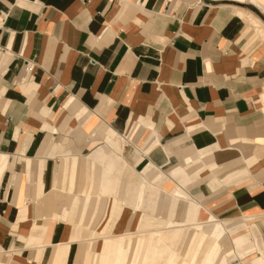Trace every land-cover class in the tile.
I'll list each match as a JSON object with an SVG mask.
<instances>
[{
  "label": "crops",
  "instance_id": "obj_1",
  "mask_svg": "<svg viewBox=\"0 0 264 264\" xmlns=\"http://www.w3.org/2000/svg\"><path fill=\"white\" fill-rule=\"evenodd\" d=\"M249 5L0 0V264H74L77 243L80 264H95L121 235L132 236L125 264H143L156 239L149 264L175 251L189 261L215 227L217 264L248 234L264 253V0ZM121 211L124 231L108 233Z\"/></svg>",
  "mask_w": 264,
  "mask_h": 264
},
{
  "label": "bare ground",
  "instance_id": "obj_2",
  "mask_svg": "<svg viewBox=\"0 0 264 264\" xmlns=\"http://www.w3.org/2000/svg\"><path fill=\"white\" fill-rule=\"evenodd\" d=\"M255 18V17H254ZM251 20V19H250ZM254 20H256V22L255 21H253V22H255V26L257 27V28H260V21L259 22H257V19H254ZM254 26V27H255ZM256 29V28H255ZM261 29V28H260ZM259 30V29H258ZM262 30V29H261ZM150 168V167H149ZM167 173H168V171H167ZM167 173H165V174H167ZM148 175V174H147ZM169 175V174H168ZM147 177V176H146ZM145 177V178H146ZM142 178V177H141ZM143 179V178H142ZM143 181V180H142ZM139 182V181H138ZM140 183V182H139ZM112 184V183H111ZM137 185V184H136ZM151 185V184H150ZM140 186V185H139ZM142 187V186H141ZM153 187H155V186H153ZM136 189V188H135ZM139 190H141L140 188H138ZM182 189V188H181ZM134 190V189H133ZM164 191V190H163ZM118 192V191H117ZM185 192V191H184ZM146 193V192H145ZM167 193V192H166ZM138 194V193H137ZM187 194V193H186ZM162 195V194H161ZM160 195V196H161ZM138 196V195H137ZM136 196V198H140V196L139 197H137ZM159 196V197H160ZM168 196V195H167ZM175 196V195H174ZM109 197H111V196H109ZM115 197V196H114ZM173 197V196H172ZM168 198V197H167ZM178 198H180V197H178ZM177 198V199H178ZM183 198V197H182ZM133 199V198H132ZM184 199V198H183ZM192 199V198H191ZM137 200H139V199H137ZM132 201V200H131ZM195 201V200H194ZM140 202V201H139ZM178 202V201H177ZM133 203H136V201L135 202H133ZM121 204V203H120ZM137 204V203H136ZM138 205V204H137ZM201 205V204H200ZM116 206H117V204H116ZM135 206V205H134ZM134 208H136V207H134ZM133 208V209H134ZM141 208V207H140ZM136 210V209H135ZM133 211V210H132ZM209 215V214H208ZM147 216V215H146ZM249 217V216H248ZM146 218H149V217H146ZM146 218H145V222H146ZM159 218V217H158ZM214 218V217H213ZM255 219V218H254ZM212 220V219H211ZM227 220H229V219H227ZM221 221V220H220ZM223 221V220H222ZM226 221V220H225ZM149 222V221H148ZM229 222V221H228ZM244 223V222H243ZM99 224V223H98ZM211 224V223H210ZM216 224V223H215ZM222 224V223H221ZM225 224V223H224ZM182 225V224H181ZM137 226V225H136ZM178 226V225H177ZM188 225H186V227H187ZM200 226V225H199ZM214 227L215 226H217V225H213ZM220 226V225H219ZM218 226V227H219ZM82 227V226H81ZM170 227V226H169ZM185 227V226H184ZM185 227V228H186ZM80 228V227H79ZM84 228V227H83ZM165 228V227H164ZM164 228H162V229H164ZM166 228H168V227H166ZM165 228V229H166ZM185 228H182L181 227V229L183 230V229H185ZM189 227H187V229H188ZM200 228V227H199ZM210 228V227H209ZM85 229V228H84ZM135 229H137V228H135ZM157 229V228H156ZM155 229V230H156ZM162 229L160 230V231H162ZM169 229V228H168ZM181 229H180V231H181ZM194 229V228H193ZM208 229V228H207ZM211 229H212V226H211ZM158 230V229H157ZM186 230V229H185ZM196 230H198V229H196ZM201 230V229H200ZM206 230V229H205ZM214 230V232H212V234H207V233H205L204 231L202 232H200L199 234H197L195 237H194V239H193V244H196L197 245V248H196V252H194V257L192 258V260H191V258H190V260L189 261H187L186 259H184V258H180V256L178 255V253H176V251L175 252H170L169 254L170 255H168V256H166L165 258H166V261H165V263L166 264H198V262H199V260H201L200 262V264H217L218 263V261H219V256H220V238H221V236H222V234H223V229H221V227L220 228H217V227H215V229H213ZM145 231V230H144ZM146 231H148V230H146ZM150 231V230H149ZM153 231V230H152ZM152 231H150L151 232V234H152ZM164 231V230H163ZM166 231V230H165ZM208 231V230H207ZM78 232H79V230H78ZM91 232V231H90ZM100 232V231H99ZM136 232H138V231H136ZM141 232V231H140ZM182 232V231H181ZM186 232V231H185ZM209 232H211V231H209ZM208 232V233H209ZM77 233V232H76ZM132 233V232H131ZM124 234V233H123ZM150 234V235H151ZM153 234H156L155 232H153ZM245 234V233H244ZM182 235V234H181ZM185 235V234H184ZM195 235V234H194ZM105 236V235H104ZM134 236H136V235H134ZM141 236H143V235H141ZM157 236H159L158 234H156V237ZM183 236V235H182ZM110 237H111V235H110ZM132 237V236H131ZM131 237H130V235H127V236H115V237H112V238H107V239H103L104 240V247H103V242H102V251H101V255H97V258H96V263H95V261H94V263L95 264H125V263H129V262H131V257H127V253H128V251H130V249L132 248V243H131ZM151 237H154V236H151ZM106 238V237H105ZM155 238V237H154ZM184 238V237H183ZM149 239V238H148ZM210 239H212L211 241H210V246H209V248L205 251V254L203 255V257H201V258H198V254H200L201 253V250H200V248H202V246H204V245H207V241H209ZM78 240V239H77ZM76 240V241H77ZM91 240V239H90ZM102 240V241H103ZM136 240H137V238H136ZM151 240H153V239H151ZM191 240V239H190ZM86 241V240H85ZM149 241V240H148ZM192 241V240H191ZM190 241V242H191ZM230 241V240H229ZM78 242V241H77ZM83 242V241H82ZM158 243H159V239H156V240H154V241H151V242H148V244H150V245H148L149 247H147V245H146V249L145 250H148L147 251V254H146V257H143L144 258V263L143 264H149L150 262L152 263L153 262V260L156 258V256L157 255H159V253L157 252V249H156V247H157V245H158ZM178 243H179V241H178ZM66 244V243H65ZM140 245H141V243H140ZM176 245H178L177 244V240H176ZM232 245V244H231ZM87 246V245H86ZM135 247V246H134ZM175 247H177V246H175ZM174 248V247H173ZM178 248H180L179 246H178ZM178 248H174L175 250L176 249H178ZM204 248V247H203ZM135 249V248H134ZM254 250H258V251H260L263 255H264V253L260 250V248L259 247H257V248H253ZM252 249V250H253ZM83 250V249H82ZM81 250V251H82ZM85 250H86V247H85ZM100 250H101V248H100ZM187 250V249H186ZM232 250V249H231ZM188 251V250H187ZM246 251H248V250H246ZM134 252V251H133ZM139 252V251H138ZM145 252V251H144ZM200 252V253H199ZM202 252H203V250H202ZM146 253V252H145ZM230 253V252H229ZM82 253H80V255H81ZM202 254V253H201ZM200 254V256H202ZM231 254V253H230ZM8 255V254H7ZM95 255V254H94ZM138 255V254H137ZM227 255V254H226ZM235 255V254H234ZM96 256V255H95ZM145 256V255H144ZM228 256H229V254H228ZM93 257V256H92ZM162 257H164V256H162ZM223 257V256H222ZM242 257V256H241ZM29 259V258H28ZM93 260H94V257H93ZM198 260V261H197ZM136 261V260H135ZM142 261H141V263H142ZM91 263H93V262H91ZM258 264V263H257ZM262 264H264V262L262 263Z\"/></svg>",
  "mask_w": 264,
  "mask_h": 264
},
{
  "label": "rangeland",
  "instance_id": "obj_3",
  "mask_svg": "<svg viewBox=\"0 0 264 264\" xmlns=\"http://www.w3.org/2000/svg\"><path fill=\"white\" fill-rule=\"evenodd\" d=\"M224 3H230L231 5H234V6H238V7H252L250 4V0H222ZM242 2V3H240ZM90 149V148H88ZM90 150H87L86 152L84 153H89ZM196 173H193V178H197L198 176L196 175ZM175 183H178L177 181H175ZM208 183L210 185V187L212 189L216 188L217 186H219V184H216L213 182V180L209 179L208 178ZM167 196H162V197H159V200L158 202L156 201V207L155 209L153 210L152 214H157L159 213V215L163 216L166 212V205L168 204L167 202ZM200 201V204L201 206L206 209L208 212H210L205 206L204 204ZM101 206H102V202H99L98 204V208H96V210L94 211L92 217H94L96 220H99V217L101 215ZM185 207V202L184 201H180L179 204H178V208L176 210V214L173 216V219H175L176 221H180L181 218H182V213H183V209ZM144 211L146 213H149V209H147V207L144 209ZM134 211H132L131 214H133ZM126 212L124 211H121L120 213L117 212V213H114L110 218H109V229H108V233H121L122 231H124V223H125V218H126ZM129 215V217H130ZM241 215H238L236 217H233V218H237ZM128 217V219H129ZM217 218H220V219H226L228 218L227 216H217ZM92 222L94 223L95 221H93V219H91ZM92 223V225H93ZM260 229H261V232H262V235H263V239H264V225L260 222H257ZM127 226V223L125 225V228ZM71 229H74V227L71 225L70 226ZM245 228L246 227H241V228H238L236 229L233 234H237V233H242L245 231ZM132 231H134V228H132ZM135 235V234H134ZM248 237L250 238V243L249 244H246L244 245L242 248H246L242 253L239 254L238 257H234V258H231L229 260V264H262L264 262V255L258 251V250H252V249H249L250 246L252 247H261V241H260V235L257 234V233H253V234H248ZM77 246H78V250H77V255H76V258L74 260V264H80V258H79V255L81 253V245L80 243H77ZM249 249V250H248ZM248 250V251H246ZM242 256V257H241Z\"/></svg>",
  "mask_w": 264,
  "mask_h": 264
},
{
  "label": "built area",
  "instance_id": "obj_4",
  "mask_svg": "<svg viewBox=\"0 0 264 264\" xmlns=\"http://www.w3.org/2000/svg\"><path fill=\"white\" fill-rule=\"evenodd\" d=\"M34 68V64L30 60H25L22 67V75L24 78H30L32 75V71Z\"/></svg>",
  "mask_w": 264,
  "mask_h": 264
}]
</instances>
